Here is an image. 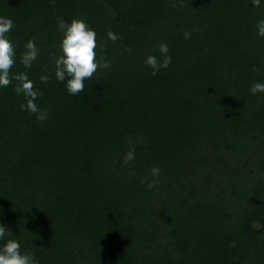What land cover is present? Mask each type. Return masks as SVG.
<instances>
[{"label":"trees","instance_id":"1","mask_svg":"<svg viewBox=\"0 0 264 264\" xmlns=\"http://www.w3.org/2000/svg\"><path fill=\"white\" fill-rule=\"evenodd\" d=\"M0 16L14 21L10 71L48 112L22 110L17 81L0 88V223L22 251L39 264H264V92L250 90L264 83V0H0ZM61 17L95 29L110 63L77 96L55 77ZM161 43L173 63L154 76L144 61L163 62Z\"/></svg>","mask_w":264,"mask_h":264},{"label":"clouds","instance_id":"2","mask_svg":"<svg viewBox=\"0 0 264 264\" xmlns=\"http://www.w3.org/2000/svg\"><path fill=\"white\" fill-rule=\"evenodd\" d=\"M262 0H253L259 6ZM14 27V21L10 17L0 16V88L7 87L13 80L18 83L15 86L17 95L23 94L26 103L20 105L22 110L35 113L38 120L43 121L48 118V112L42 110L36 103L37 99L43 94L42 90L36 88L34 81L30 79L27 72L13 73L10 70L16 63V49L9 38L8 33ZM58 30L63 34L60 42V54L55 57V77L58 81L64 82L67 92L72 96H77L85 89V80L90 79L98 68L108 69L110 63L97 60V33L91 28L84 19L73 18L71 22L58 18ZM258 35L264 37V19L257 21ZM109 39L115 41L119 39L118 34L108 33ZM189 41L191 34L186 37ZM27 51L21 57V63L25 68H31L37 60L39 49L34 39H30L25 45ZM131 51V49H128ZM159 52L163 56V62L155 54L146 57L144 63L153 69L152 75H156L161 69L170 70L172 58L170 48L167 43L159 45ZM48 75H41L40 80L47 82ZM253 94L264 92V83H254L251 86ZM142 142V140H141ZM135 159V147H130L124 154V163ZM162 172L160 169H153L152 177L159 180ZM146 186L149 181H145ZM158 187L152 183L150 190L154 191ZM13 235L9 227L0 223V264H39L35 258V253L21 250V243L18 239L10 238Z\"/></svg>","mask_w":264,"mask_h":264}]
</instances>
